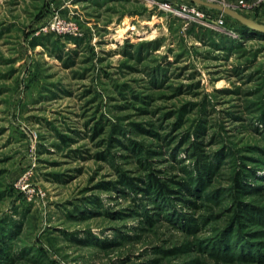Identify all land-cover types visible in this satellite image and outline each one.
<instances>
[{
    "label": "rangeland",
    "instance_id": "obj_1",
    "mask_svg": "<svg viewBox=\"0 0 264 264\" xmlns=\"http://www.w3.org/2000/svg\"><path fill=\"white\" fill-rule=\"evenodd\" d=\"M261 34L194 0H0V264H264Z\"/></svg>",
    "mask_w": 264,
    "mask_h": 264
},
{
    "label": "trees",
    "instance_id": "obj_2",
    "mask_svg": "<svg viewBox=\"0 0 264 264\" xmlns=\"http://www.w3.org/2000/svg\"><path fill=\"white\" fill-rule=\"evenodd\" d=\"M240 25H242L243 27H246L244 24H241L240 23ZM262 35L264 36V34H261V36ZM211 168H213V165L212 164H207V166L203 165L202 168H200V169H202V171H200V173L202 174V172H207ZM239 174L241 176V172H239ZM205 180H206L205 179V175L202 174L199 177H190V180L188 181V183H180V184H181V186L184 187L185 190L192 191L193 188H195V187L203 186V184L205 183L204 182ZM150 182L152 184L151 185V189H153V192L156 194V196H158V198H164L165 196H167V192L166 191H168V190L164 187L163 183H159L158 182V179L157 178H153ZM129 184H131V187L134 186L132 184V182H130ZM247 187H248L247 185L243 186L242 187V190L243 191H246L247 190ZM239 241H242V240L240 239ZM223 244H225V241L223 242ZM245 244H246V242H245ZM251 246H250L251 248H258V247L254 246V245H251ZM256 252L259 253L260 250L258 249V251H256Z\"/></svg>",
    "mask_w": 264,
    "mask_h": 264
},
{
    "label": "water",
    "instance_id": "obj_3",
    "mask_svg": "<svg viewBox=\"0 0 264 264\" xmlns=\"http://www.w3.org/2000/svg\"><path fill=\"white\" fill-rule=\"evenodd\" d=\"M194 1H196L197 3H200L202 5L209 6L212 8H216L222 12H225L226 14L237 19L241 24H244L247 27H249L250 29L264 33V22H258L256 20H254L250 17H247V16L237 12L236 10H234L230 7L224 6L220 3L208 2V1H204V0H194Z\"/></svg>",
    "mask_w": 264,
    "mask_h": 264
}]
</instances>
